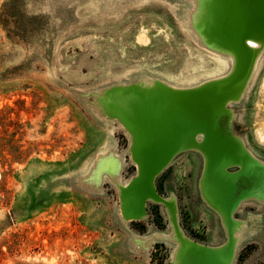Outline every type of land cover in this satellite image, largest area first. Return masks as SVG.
<instances>
[{
  "label": "rangeland",
  "instance_id": "374dc122",
  "mask_svg": "<svg viewBox=\"0 0 264 264\" xmlns=\"http://www.w3.org/2000/svg\"><path fill=\"white\" fill-rule=\"evenodd\" d=\"M194 7L0 0V264H173L169 206L148 198L142 217L125 214L122 188L138 165L133 134L106 95L140 79L187 87L226 74L233 55L199 36ZM228 107V132L264 165V48ZM205 163L202 150H182L155 185L177 203L187 236L208 243L217 233L224 242L221 215L202 194ZM258 191L234 212L243 222L234 226L233 264H264V186Z\"/></svg>",
  "mask_w": 264,
  "mask_h": 264
},
{
  "label": "water",
  "instance_id": "95a60500",
  "mask_svg": "<svg viewBox=\"0 0 264 264\" xmlns=\"http://www.w3.org/2000/svg\"><path fill=\"white\" fill-rule=\"evenodd\" d=\"M193 27L209 46L233 55L226 74L187 87L160 78L119 83L106 95V107L133 134L130 150L138 172L122 188L126 216L142 217L148 198L164 201L178 241L173 264H233L240 239L234 226L243 222L234 212L241 199L264 186V165L228 132V103L243 92L264 48V0H195ZM189 148L205 153L202 194L226 229L225 241L217 245L187 236L177 203L155 185L156 176ZM233 165L240 169L229 170Z\"/></svg>",
  "mask_w": 264,
  "mask_h": 264
},
{
  "label": "crops",
  "instance_id": "0c3cea01",
  "mask_svg": "<svg viewBox=\"0 0 264 264\" xmlns=\"http://www.w3.org/2000/svg\"><path fill=\"white\" fill-rule=\"evenodd\" d=\"M222 237H223V234H222ZM222 237L220 236V234H217V233H211L207 239H206V242L210 243V244H218L220 242H222Z\"/></svg>",
  "mask_w": 264,
  "mask_h": 264
},
{
  "label": "bare ground",
  "instance_id": "6f19581e",
  "mask_svg": "<svg viewBox=\"0 0 264 264\" xmlns=\"http://www.w3.org/2000/svg\"><path fill=\"white\" fill-rule=\"evenodd\" d=\"M249 40H250V39H249ZM250 42L255 44V42H254V41H252V40H250Z\"/></svg>",
  "mask_w": 264,
  "mask_h": 264
}]
</instances>
